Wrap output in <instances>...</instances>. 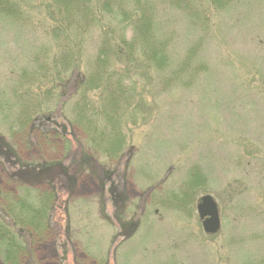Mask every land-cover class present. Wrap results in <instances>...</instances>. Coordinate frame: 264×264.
I'll use <instances>...</instances> for the list:
<instances>
[{
    "label": "rangeland",
    "instance_id": "obj_1",
    "mask_svg": "<svg viewBox=\"0 0 264 264\" xmlns=\"http://www.w3.org/2000/svg\"><path fill=\"white\" fill-rule=\"evenodd\" d=\"M45 5L21 3V20L0 16V219L10 224L9 202L38 209V197L55 195L42 226L20 233L17 264H264V0L218 10L197 0L199 20L160 12L171 66L137 68L113 157L72 123L74 75L90 72L98 30L64 82L58 69L24 80L38 72L34 58L59 55ZM19 77V95H31L23 107L11 93ZM207 195L219 209L215 234L197 214Z\"/></svg>",
    "mask_w": 264,
    "mask_h": 264
},
{
    "label": "trees",
    "instance_id": "obj_2",
    "mask_svg": "<svg viewBox=\"0 0 264 264\" xmlns=\"http://www.w3.org/2000/svg\"><path fill=\"white\" fill-rule=\"evenodd\" d=\"M25 1L30 0H0V16L21 20L19 5ZM207 1L217 10L229 2ZM196 3L197 0H46L45 12L53 25L48 34L58 44L59 55L50 60L45 55L34 58L38 72L23 73L24 80L32 75L34 79L40 78L39 73L44 78L46 73L58 69L57 78L64 82L61 73L77 68L78 60L74 53L80 51V42L98 30L95 57L87 65L90 72L85 76L74 75L76 100L71 108L72 123L82 128L95 151L105 154L102 148L104 143L109 157H113L120 153L125 144V138L121 135L123 118L134 104L137 92L133 78L137 68L151 67L158 71L171 66L167 49L168 35L164 32L167 21L159 16L160 12L166 9L181 10L189 15V19L199 20L201 12L196 10ZM204 13L205 10L202 17L207 19ZM197 47L191 48L188 54L194 55ZM189 66L183 63L177 68L176 74L188 70ZM72 79L70 75L65 89L70 86ZM20 83L23 80L19 77L11 93L14 90V96L18 94L17 98L23 101V107L25 99L31 98V95H19L23 87ZM92 92L97 95L96 101L88 97ZM24 109L27 118H30V106ZM60 166L61 163L55 165L57 168ZM53 198L55 195L38 197L41 204L38 209L26 207L23 198L16 202L18 207H22L20 210H17L15 201L9 202V208H5L4 212L8 214L10 224L0 219L2 263H19L20 233L25 227L33 228L36 224L42 226L41 219L49 200Z\"/></svg>",
    "mask_w": 264,
    "mask_h": 264
},
{
    "label": "water",
    "instance_id": "obj_3",
    "mask_svg": "<svg viewBox=\"0 0 264 264\" xmlns=\"http://www.w3.org/2000/svg\"><path fill=\"white\" fill-rule=\"evenodd\" d=\"M197 214L203 231L206 234H215L220 229L219 212L216 202L211 196H203L197 201Z\"/></svg>",
    "mask_w": 264,
    "mask_h": 264
}]
</instances>
